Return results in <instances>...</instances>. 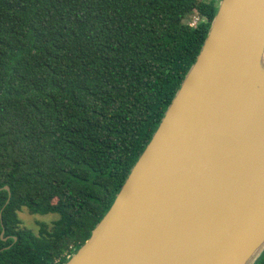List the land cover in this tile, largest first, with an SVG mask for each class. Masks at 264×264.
<instances>
[{
  "label": "trees",
  "instance_id": "1",
  "mask_svg": "<svg viewBox=\"0 0 264 264\" xmlns=\"http://www.w3.org/2000/svg\"><path fill=\"white\" fill-rule=\"evenodd\" d=\"M219 1L0 0V264H64L88 239ZM21 210L57 218L35 234Z\"/></svg>",
  "mask_w": 264,
  "mask_h": 264
},
{
  "label": "water",
  "instance_id": "2",
  "mask_svg": "<svg viewBox=\"0 0 264 264\" xmlns=\"http://www.w3.org/2000/svg\"><path fill=\"white\" fill-rule=\"evenodd\" d=\"M262 54L264 0H220L151 139L64 264L257 261L264 251ZM2 189L8 203L9 188Z\"/></svg>",
  "mask_w": 264,
  "mask_h": 264
},
{
  "label": "rangeland",
  "instance_id": "3",
  "mask_svg": "<svg viewBox=\"0 0 264 264\" xmlns=\"http://www.w3.org/2000/svg\"><path fill=\"white\" fill-rule=\"evenodd\" d=\"M197 22L196 16L193 18L191 24ZM18 217L22 223V226L29 229L32 233H37L39 228V223H46L51 225V223L56 220L57 216L54 214L39 216V215H30L26 210H21L18 212Z\"/></svg>",
  "mask_w": 264,
  "mask_h": 264
},
{
  "label": "bare ground",
  "instance_id": "4",
  "mask_svg": "<svg viewBox=\"0 0 264 264\" xmlns=\"http://www.w3.org/2000/svg\"><path fill=\"white\" fill-rule=\"evenodd\" d=\"M257 72L264 74V54H262L257 62Z\"/></svg>",
  "mask_w": 264,
  "mask_h": 264
},
{
  "label": "built area",
  "instance_id": "5",
  "mask_svg": "<svg viewBox=\"0 0 264 264\" xmlns=\"http://www.w3.org/2000/svg\"><path fill=\"white\" fill-rule=\"evenodd\" d=\"M194 25V23L193 24H191V26H193Z\"/></svg>",
  "mask_w": 264,
  "mask_h": 264
}]
</instances>
